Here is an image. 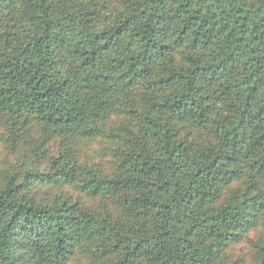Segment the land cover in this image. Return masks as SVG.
Here are the masks:
<instances>
[{"label": "trees", "instance_id": "trees-1", "mask_svg": "<svg viewBox=\"0 0 264 264\" xmlns=\"http://www.w3.org/2000/svg\"><path fill=\"white\" fill-rule=\"evenodd\" d=\"M0 151V264H264V0H0Z\"/></svg>", "mask_w": 264, "mask_h": 264}, {"label": "rangeland", "instance_id": "rangeland-1", "mask_svg": "<svg viewBox=\"0 0 264 264\" xmlns=\"http://www.w3.org/2000/svg\"><path fill=\"white\" fill-rule=\"evenodd\" d=\"M94 149L97 150L96 154H95V162H100L102 163V155H103V150L101 148H99V145H94ZM52 151V150H51ZM1 152V151H0ZM53 152V151H52ZM104 165V164H102ZM46 166V165H45Z\"/></svg>", "mask_w": 264, "mask_h": 264}]
</instances>
